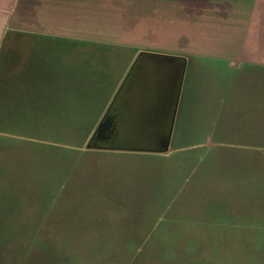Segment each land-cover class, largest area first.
Wrapping results in <instances>:
<instances>
[{
  "label": "rangeland",
  "instance_id": "374dc122",
  "mask_svg": "<svg viewBox=\"0 0 264 264\" xmlns=\"http://www.w3.org/2000/svg\"><path fill=\"white\" fill-rule=\"evenodd\" d=\"M39 1L47 20L38 28L55 35L51 70L41 60L39 84L24 87L25 99L9 100L0 118V211L22 224L5 231L0 264H264V243L254 251L239 245L229 260L212 252L219 167L211 144L194 145V138L164 153L86 148L114 95L119 74L112 78L109 68L130 60L117 49L208 48L214 33L224 46L213 28L226 24L224 6L232 7L220 0ZM236 24L228 44L241 36ZM102 65L110 76L99 85L93 75Z\"/></svg>",
  "mask_w": 264,
  "mask_h": 264
},
{
  "label": "crops",
  "instance_id": "0c3cea01",
  "mask_svg": "<svg viewBox=\"0 0 264 264\" xmlns=\"http://www.w3.org/2000/svg\"><path fill=\"white\" fill-rule=\"evenodd\" d=\"M220 1L232 7L224 6L226 24L213 28L224 46L215 43L214 33L208 48L117 49L115 54L131 56L123 68H109L112 78L119 76L99 123L106 115L110 122L93 149L164 153L194 138V145L211 144L212 165L219 167L212 173V252L229 260L228 253L237 254L239 245L254 251L264 243V0ZM20 2L0 0V118L7 116L9 100L16 94L25 99L24 87L39 84L34 76L41 60L51 70L48 39L55 35L38 28L40 1ZM233 23H240L241 36L228 44ZM95 69L93 76L103 85L110 72L105 65ZM5 218L0 211L2 256L8 252L5 231L22 226ZM257 231H263L260 237Z\"/></svg>",
  "mask_w": 264,
  "mask_h": 264
},
{
  "label": "water",
  "instance_id": "95a60500",
  "mask_svg": "<svg viewBox=\"0 0 264 264\" xmlns=\"http://www.w3.org/2000/svg\"><path fill=\"white\" fill-rule=\"evenodd\" d=\"M110 122V118L108 117V115H106L101 122L99 123L98 127L96 128L95 132L92 134V136L90 137L89 141L86 144V148H96V142L97 139L103 135L100 134V131L102 129H104V126L107 125Z\"/></svg>",
  "mask_w": 264,
  "mask_h": 264
},
{
  "label": "flooded vegetation",
  "instance_id": "af4514ba",
  "mask_svg": "<svg viewBox=\"0 0 264 264\" xmlns=\"http://www.w3.org/2000/svg\"><path fill=\"white\" fill-rule=\"evenodd\" d=\"M95 142H96V140H95Z\"/></svg>",
  "mask_w": 264,
  "mask_h": 264
}]
</instances>
